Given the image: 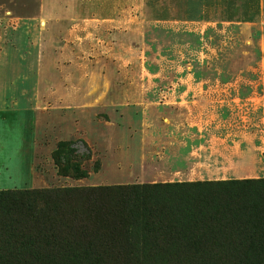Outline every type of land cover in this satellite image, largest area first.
<instances>
[{"label":"rangeland","instance_id":"obj_1","mask_svg":"<svg viewBox=\"0 0 264 264\" xmlns=\"http://www.w3.org/2000/svg\"><path fill=\"white\" fill-rule=\"evenodd\" d=\"M69 142L89 156H68L61 174L55 151ZM20 156L29 157L37 186ZM258 178L264 0H0V189ZM131 235V252L123 239L50 258L264 264V255L243 252L241 237L213 258L207 237L200 251L173 242L183 237L154 233L143 242L150 237L140 225Z\"/></svg>","mask_w":264,"mask_h":264},{"label":"trees","instance_id":"obj_2","mask_svg":"<svg viewBox=\"0 0 264 264\" xmlns=\"http://www.w3.org/2000/svg\"><path fill=\"white\" fill-rule=\"evenodd\" d=\"M79 141L80 146L86 145ZM78 143H61L56 149L54 158L61 174H65L68 156L79 160L89 156L88 151L78 155ZM168 221L171 224L164 223ZM100 222L106 226L99 232L94 226ZM181 222L190 226L178 225ZM133 224L150 237L143 242L152 243L151 236L157 233L165 238L183 237L173 242L184 241L187 247L203 251L206 242L200 247L198 240L207 237L211 247L207 254L214 258L227 256L226 246L241 237L243 252L264 255V178L111 188L0 189V264H54L51 256L76 255L81 247L90 254L89 248L97 242L112 240L124 239L131 252L137 247L130 238Z\"/></svg>","mask_w":264,"mask_h":264},{"label":"crops","instance_id":"obj_3","mask_svg":"<svg viewBox=\"0 0 264 264\" xmlns=\"http://www.w3.org/2000/svg\"><path fill=\"white\" fill-rule=\"evenodd\" d=\"M23 111H27V110H23ZM28 113H30L31 115H33V112H31V111H27ZM31 119H32V116L30 117ZM31 119H30V121H31ZM20 160H22V162H24V164H25V171L26 172H29V174H30V176H31V178H30V182H34V184H31V186L30 187H33V186H37L36 184H38V179L36 180V176H35V174L33 173V171H32V169H31V167H30V162H29V157L27 156L25 159H24V157L22 158L21 156H20Z\"/></svg>","mask_w":264,"mask_h":264}]
</instances>
